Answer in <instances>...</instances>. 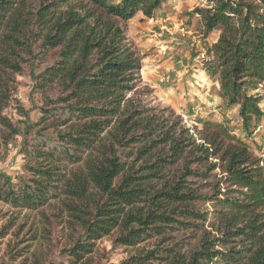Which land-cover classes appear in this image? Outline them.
<instances>
[{
	"label": "trees",
	"instance_id": "1",
	"mask_svg": "<svg viewBox=\"0 0 264 264\" xmlns=\"http://www.w3.org/2000/svg\"><path fill=\"white\" fill-rule=\"evenodd\" d=\"M71 1L0 0V125L23 162L0 171V203L67 215L75 236L45 264H95L110 236L132 251L119 264H264V164L225 127L191 130L153 105L126 37L175 0ZM204 1L203 29L219 32L207 73L247 133L262 117L247 91L264 83V0ZM25 68L45 108L14 127L1 113Z\"/></svg>",
	"mask_w": 264,
	"mask_h": 264
},
{
	"label": "rangeland",
	"instance_id": "2",
	"mask_svg": "<svg viewBox=\"0 0 264 264\" xmlns=\"http://www.w3.org/2000/svg\"><path fill=\"white\" fill-rule=\"evenodd\" d=\"M24 1L29 4L32 0ZM76 2L72 0L70 4ZM206 8L204 0L169 1L151 19L139 13L127 22L126 37L142 57V84L151 89L153 105L172 110L186 127L197 131L225 127L264 164V83L247 91L259 100L262 117L245 133L239 107L222 98L219 82L207 73L212 59L209 50L217 42L219 32L207 33L203 29L197 13ZM10 79V101L1 116L14 127L23 120L20 111L36 122L45 105L33 90L29 69ZM21 141L0 125V171L9 175L22 171ZM66 223L67 215L58 204L38 212H19L0 203V264H45L63 258L64 249L75 236ZM130 253L131 250L115 245L113 236L105 237L96 243L93 261L119 264Z\"/></svg>",
	"mask_w": 264,
	"mask_h": 264
}]
</instances>
